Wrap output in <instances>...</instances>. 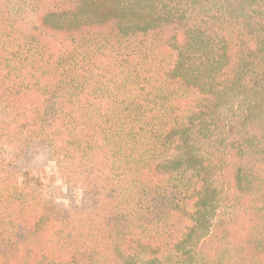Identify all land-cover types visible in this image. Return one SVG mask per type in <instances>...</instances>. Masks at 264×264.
I'll return each instance as SVG.
<instances>
[{"label":"trees","instance_id":"16d2710c","mask_svg":"<svg viewBox=\"0 0 264 264\" xmlns=\"http://www.w3.org/2000/svg\"><path fill=\"white\" fill-rule=\"evenodd\" d=\"M0 264H264V0H0Z\"/></svg>","mask_w":264,"mask_h":264},{"label":"rangeland","instance_id":"374dc122","mask_svg":"<svg viewBox=\"0 0 264 264\" xmlns=\"http://www.w3.org/2000/svg\"><path fill=\"white\" fill-rule=\"evenodd\" d=\"M229 6L233 5L236 0H224ZM240 105H235L233 107H227L221 110L220 115L227 124V129L230 133H241L243 120L245 117V111L239 107Z\"/></svg>","mask_w":264,"mask_h":264}]
</instances>
